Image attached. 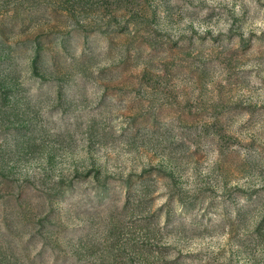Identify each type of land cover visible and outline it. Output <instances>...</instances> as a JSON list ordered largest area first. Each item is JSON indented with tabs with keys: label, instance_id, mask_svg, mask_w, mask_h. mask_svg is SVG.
<instances>
[{
	"label": "rangeland",
	"instance_id": "rangeland-1",
	"mask_svg": "<svg viewBox=\"0 0 264 264\" xmlns=\"http://www.w3.org/2000/svg\"><path fill=\"white\" fill-rule=\"evenodd\" d=\"M0 264H264V0H0Z\"/></svg>",
	"mask_w": 264,
	"mask_h": 264
}]
</instances>
